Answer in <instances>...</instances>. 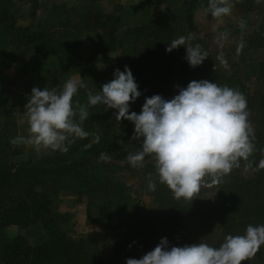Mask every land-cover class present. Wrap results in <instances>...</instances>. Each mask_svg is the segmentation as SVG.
<instances>
[{"label":"rangeland","instance_id":"rangeland-1","mask_svg":"<svg viewBox=\"0 0 264 264\" xmlns=\"http://www.w3.org/2000/svg\"><path fill=\"white\" fill-rule=\"evenodd\" d=\"M229 2L231 13L217 19L205 11L209 0H0V168L29 163L38 169L35 178L26 179V187L21 182L2 191L0 213L36 181L33 190L50 200L61 230L105 259L112 257L119 243L132 244L126 231L137 221H159L156 199L159 195L165 201L169 199L165 191L161 189L159 194L158 189L149 190L145 167L133 168L126 160L110 154L109 146H120L129 154L142 142V138L131 139L133 123L117 121L115 109L106 110L102 104L89 106L83 128L90 135L76 139L67 153L37 151L30 145L10 143L15 137L29 136L25 105L33 87L55 88L59 93L67 80L82 79L86 87L78 89L73 105H87L89 92L100 91L102 84L114 79V70L124 71L125 66L141 92L129 108L137 114L146 97L158 94L170 100L178 94L177 86L186 88L193 80H208L233 89L244 86L248 93V121L255 132L259 126L262 137L257 134V138L262 139L256 140L248 160L241 159L239 167L223 179L229 176L233 184L240 181L250 172L251 163L258 173L256 182L263 184L264 169L258 165L264 159V47L245 51L244 45L239 54L237 48L242 38L264 33V0ZM106 16L113 17L106 26L95 24ZM225 32L228 35L221 48L217 37ZM189 33L195 37L192 44L199 42L208 53L199 78L198 66L190 67L183 46L171 52L165 50L172 40ZM109 47L112 51L107 52ZM161 51L164 54L160 56ZM221 52L227 67L217 59ZM92 134L100 137L99 143H91ZM101 153L111 160L100 161ZM57 165H68L69 169L61 175L40 171ZM212 190L204 186L194 199H208ZM263 196L261 193L258 198ZM228 210L236 208L231 205ZM156 227L145 224L143 235ZM17 235L31 246L47 241L39 222L18 227L3 226L0 221V255L4 245ZM145 238L135 247L146 242ZM189 243L180 240L175 246ZM135 250L136 259L146 254L145 248ZM256 254L243 264H264V245Z\"/></svg>","mask_w":264,"mask_h":264},{"label":"clouds","instance_id":"clouds-1","mask_svg":"<svg viewBox=\"0 0 264 264\" xmlns=\"http://www.w3.org/2000/svg\"><path fill=\"white\" fill-rule=\"evenodd\" d=\"M231 10L229 0H209L205 11L220 19ZM227 35L225 32L217 37L221 48ZM194 39L191 33L181 35L168 43L165 50L171 52L183 46L188 64L195 68L208 53L200 44L193 45ZM243 47L241 42L237 54ZM217 59L227 67L222 52ZM85 87L82 79L67 80L59 93L55 88L33 87L25 105L29 136L15 137L10 143L30 145L37 151L50 149L67 153L76 139L90 135L83 128L89 106L102 104L106 110H116L117 121L124 119L133 123L132 140L142 138L140 148L126 157L127 163L133 168H143L152 162L159 183L166 185L175 198L190 202L197 198L202 187L219 185L224 176L239 167L241 159L247 161L254 151L246 98L228 86L193 80L186 88L177 86L178 94L170 100L158 94L146 97L139 114L129 111L130 104L141 92L127 66L124 71L114 70V79L102 84L100 91L89 92L87 105L77 102L74 107L73 97L78 89ZM99 139L92 134L91 143H99ZM99 160L109 162L111 157L101 153ZM258 167L264 169V159L259 161ZM148 188L156 190V180L151 174ZM261 245H264V225H249L245 235H228L218 248L198 243L169 249L164 237L142 258H129L126 264H243L254 258Z\"/></svg>","mask_w":264,"mask_h":264},{"label":"trees","instance_id":"trees-1","mask_svg":"<svg viewBox=\"0 0 264 264\" xmlns=\"http://www.w3.org/2000/svg\"><path fill=\"white\" fill-rule=\"evenodd\" d=\"M112 20V16H106L103 22L96 21L95 24L106 26ZM114 33L115 31L111 32V35ZM241 42L246 46L245 51L264 47V33L252 34L242 38ZM106 51H112L111 47L106 48ZM162 54L164 52L161 51L160 56ZM201 69L199 65L198 78ZM241 88L238 87L235 90L242 93L247 101L248 93L244 86ZM256 120V118L253 119V121ZM253 134L250 139L255 146L256 140L262 139L257 138V134L262 137L258 125ZM109 147L110 154H114L119 160H126L128 154L120 146ZM68 169V165H57L51 170L40 171L61 175ZM37 171L38 169L31 167L29 163L0 168V194L5 188L19 185L21 182H24L26 187L28 183L26 179L35 178ZM249 171L246 177L235 181L234 184L233 179L229 176L225 177L219 185L211 186L213 195L210 198L198 197L190 202L177 201L172 191L166 185L159 183L154 165H145L146 174L156 178L158 193L161 194L162 189L165 191V197L168 196L169 199L165 201L159 195L156 199L161 213L159 221L150 223L143 219L137 221L136 225L130 226L126 233L130 236L132 244L119 243L114 247L112 257L108 259L102 258L96 250L86 247L81 241L72 240L61 230L57 224L58 216L51 210L50 200L43 193L33 190V187L37 185L35 181L30 186L27 185V189L23 190L24 192L16 202L0 213V221L3 226L18 227L39 222L47 234V241L31 246L23 236L17 235L4 245L0 264H126L127 259H136L135 249L145 248L147 253L153 250L164 237L167 238L169 246H175L176 241L183 240L185 244L190 242L189 245L206 243L209 246L220 247L226 236L245 235L247 226L264 225V196L258 198L259 194L264 193V183L256 182L258 173L253 167H250ZM231 205L235 206V211L228 210ZM145 224H153L157 227L149 230V234L143 235ZM144 236H146V242L135 247V244H138V241L141 242Z\"/></svg>","mask_w":264,"mask_h":264}]
</instances>
